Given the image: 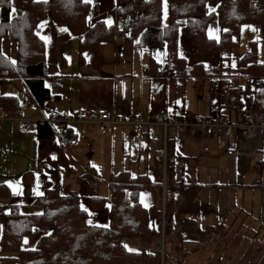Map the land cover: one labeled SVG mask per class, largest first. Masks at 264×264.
Here are the masks:
<instances>
[{
  "label": "crops",
  "instance_id": "0c3cea01",
  "mask_svg": "<svg viewBox=\"0 0 264 264\" xmlns=\"http://www.w3.org/2000/svg\"><path fill=\"white\" fill-rule=\"evenodd\" d=\"M115 1L89 0L87 26L98 20L111 24ZM218 1L208 0L210 10ZM166 8L167 0H161L162 23ZM252 29L258 32L255 26ZM35 33L44 44L42 82L50 97L39 104L26 94L21 77H0V97L10 102L8 109L0 110V211L14 205L19 210L31 208L23 213L33 212L31 196L57 184L61 194L72 191L79 196L89 224L106 225L108 178L122 170L161 183L160 195L149 186L138 192L140 205L147 210L155 205L157 211L164 194V155L169 142L173 180L190 186L173 192V232L181 238L173 264H264V137L240 139L234 156L226 158L222 132L206 125L235 120L227 106L228 92L242 79L228 69L232 66L226 63L224 51L194 52L179 25L175 53L184 66L200 65L206 71L221 68L211 75L183 76L167 68L164 49L147 47L143 28L126 46L123 33L117 30L96 47L83 50L81 63L78 36L64 24L44 16ZM219 34L214 15L207 35L216 39ZM0 50L15 61V41L2 37ZM82 109H105L109 120L118 122H108L105 131L99 123L78 120L76 114ZM52 111L69 117L65 128L74 135L72 143H63L56 133L43 136L37 130L36 121ZM160 112L190 125L168 128L164 144L161 127L153 123ZM133 115L151 124L136 133L128 123ZM24 121L29 122L27 127L22 126ZM90 197L104 199L103 207L89 209ZM148 218L158 229L155 212ZM216 224L213 230L203 231ZM48 232L46 227L33 226L22 237L20 250L33 249ZM170 237L175 243L174 235Z\"/></svg>",
  "mask_w": 264,
  "mask_h": 264
},
{
  "label": "trees",
  "instance_id": "16d2710c",
  "mask_svg": "<svg viewBox=\"0 0 264 264\" xmlns=\"http://www.w3.org/2000/svg\"><path fill=\"white\" fill-rule=\"evenodd\" d=\"M139 10L140 15L133 26L123 33V44H130L140 29H146L147 47L165 50L168 69L173 74L190 76L194 74H215L200 65L185 67L182 58L175 53L176 29L183 26L186 37L197 53L212 51H231L238 45V34L244 24L258 27L260 38L249 39L245 51L228 67L232 74L242 82L228 92L227 106L235 120L242 107H252L264 111V61H258V41L264 37V0L258 5H250L248 0H219L214 10L208 7V0H167L166 20L161 22V0H116L112 9L113 22L105 25L98 20L87 26L88 2L85 0H0V39L7 37L16 42L17 53L14 62L5 57L0 50V77H21L26 94L42 104L50 97L44 87V44L35 33L37 22L49 16L64 24L78 36V62L81 63L82 51L91 49L116 32L117 16ZM215 15L220 28L218 38L207 35L209 20ZM127 31V32H126ZM228 56H226L227 58ZM151 67V62L148 64ZM10 107L7 97H0V110ZM36 124V123H35ZM48 124H36L43 136L56 133L63 143H72L74 135L65 127L50 128ZM53 129V130H52ZM39 135V133H38ZM172 149L169 142L165 145L164 182L161 228L149 224L148 214L155 212L160 219V211L143 208L138 202V192L144 186L152 187L160 195L161 183H151L147 176H132L122 170L108 178V221L106 225L89 224L87 211L81 207L75 192L61 194L57 184L42 194L31 196V206L36 211L23 213L14 205L0 211V264H160V251L156 236L174 235V255L170 254L166 264H173L181 249L179 237L173 232V192L187 188L172 177ZM28 187V185H25ZM1 188V187H0ZM7 190V189H6ZM7 193V191H5ZM104 199L90 197L88 207L101 209ZM161 208V206H160ZM160 224V223H159ZM208 226L203 231L217 227ZM33 226L49 229L40 236L33 249L20 250V241L28 235ZM137 238L150 243L153 249L129 250L121 239ZM15 255H5V254ZM175 258H174V257ZM162 260L165 261L164 250ZM179 263V262H178ZM177 264V263H176Z\"/></svg>",
  "mask_w": 264,
  "mask_h": 264
},
{
  "label": "built area",
  "instance_id": "2783aa9c",
  "mask_svg": "<svg viewBox=\"0 0 264 264\" xmlns=\"http://www.w3.org/2000/svg\"><path fill=\"white\" fill-rule=\"evenodd\" d=\"M250 5H258L259 0H248ZM140 15L139 10H134L127 12L123 15L117 16L115 28L118 31H125L130 29L137 17ZM17 109H13L11 113H16ZM240 119L227 121L225 123L219 122H208L206 125L212 130H220L222 132V150L226 158H232L236 153L237 145L240 139L251 138L254 135H260L264 137V111L254 110L252 107H243L240 110ZM76 118L80 121L96 122L102 125L106 131V124L108 122H118L115 119H110L108 117V112L105 109H86L79 110L76 114ZM69 117L66 115H60L57 111H52L49 113L48 117L41 120H37L36 124H48L53 127L61 128L65 127L66 123L69 121ZM1 121V116H0ZM128 123L134 129L136 133L141 131V127L146 124L150 125V122H143L139 115H133L129 118ZM158 124L162 129L163 142L165 144V136L168 128H180L185 125H190L184 121L177 120L175 117L165 113H158L154 122ZM29 125L28 121L22 122L23 127ZM163 195L160 198L161 209L163 207ZM178 264H182L181 262Z\"/></svg>",
  "mask_w": 264,
  "mask_h": 264
},
{
  "label": "rangeland",
  "instance_id": "374dc122",
  "mask_svg": "<svg viewBox=\"0 0 264 264\" xmlns=\"http://www.w3.org/2000/svg\"><path fill=\"white\" fill-rule=\"evenodd\" d=\"M255 25L253 24H244L241 26L239 34H238V45L236 47H234L231 51L227 52L224 51L225 56H228L226 58V63H228L230 66H234L235 65V60L236 58L241 55L245 49H246V42L249 39H259L260 35L257 31H253L252 28H254ZM258 30V27H256ZM259 37V38H258ZM256 59L258 61H264V37L262 40L258 41V47H257V57ZM27 209H31V208H21V210H19L20 212H23L24 210ZM33 211H36L35 208H32ZM158 210L160 211V219H159V229L162 226V210L161 208H158ZM31 212V211H30ZM28 213V212H27ZM44 227V226H43ZM162 232V228L160 230ZM123 242V245L126 247V249H131V250H149V249H153L154 244H153V240H155L157 242V248L160 251V264H166L167 262V258L170 257V254L174 255L175 252L173 251V245H170L171 243H173V239L170 238H165L163 239L165 241V243H162V236L160 237L159 235L156 236L155 238H153L152 241H150V243L147 242H141V240L137 239V238H123L121 239ZM164 250V255H165V261L162 260V251ZM181 261H179L180 263ZM182 263V262H181ZM178 264V263H177Z\"/></svg>",
  "mask_w": 264,
  "mask_h": 264
},
{
  "label": "snow or ice",
  "instance_id": "6c2138e0",
  "mask_svg": "<svg viewBox=\"0 0 264 264\" xmlns=\"http://www.w3.org/2000/svg\"><path fill=\"white\" fill-rule=\"evenodd\" d=\"M85 2H89V0H85ZM38 195L40 194V193H37ZM85 211H86V209H85ZM89 223H90V221H89ZM130 251H131V249H129Z\"/></svg>",
  "mask_w": 264,
  "mask_h": 264
}]
</instances>
